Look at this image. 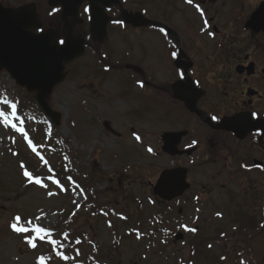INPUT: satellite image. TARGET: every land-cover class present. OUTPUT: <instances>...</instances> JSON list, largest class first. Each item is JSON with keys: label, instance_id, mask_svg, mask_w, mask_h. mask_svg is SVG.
I'll return each instance as SVG.
<instances>
[{"label": "flooded vegetation", "instance_id": "1", "mask_svg": "<svg viewBox=\"0 0 264 264\" xmlns=\"http://www.w3.org/2000/svg\"><path fill=\"white\" fill-rule=\"evenodd\" d=\"M168 1L0 0V5L27 14L31 35L79 49L73 62L91 57L94 80L110 85L109 102L130 107L122 123L135 140L141 143L146 135L129 120L154 117L155 155L170 163L158 177L181 170L188 185L162 207L176 208L179 216L189 205L198 222L204 197L219 191L227 203H240L233 215L237 235L255 228L256 207L264 229V0H170V7ZM104 122L107 133L121 137Z\"/></svg>", "mask_w": 264, "mask_h": 264}, {"label": "rangeland", "instance_id": "2", "mask_svg": "<svg viewBox=\"0 0 264 264\" xmlns=\"http://www.w3.org/2000/svg\"><path fill=\"white\" fill-rule=\"evenodd\" d=\"M95 67L89 56L65 67V81L47 99L57 126L43 115L34 94L0 71V98L17 105L13 117V110L0 104L15 125L0 123V264H39V258L43 264H264L258 207L252 210L255 228L247 227L241 236L233 217L240 203H227L219 191L204 197L198 222L191 219L189 205L179 216L176 208L156 206L149 183L170 164L155 155L157 134L150 129L156 121L150 116L147 121L130 119V127L146 135L141 143L135 140L122 123L130 107L109 102L110 85L97 84ZM104 121L121 137L107 133ZM95 207L102 209L100 214ZM17 216V227L28 232L13 231ZM33 225L47 234L31 232ZM220 230L227 233L224 238L217 234ZM64 231L67 253L60 247ZM178 233L182 240L174 243ZM246 249L259 258L256 263L244 254Z\"/></svg>", "mask_w": 264, "mask_h": 264}, {"label": "water", "instance_id": "3", "mask_svg": "<svg viewBox=\"0 0 264 264\" xmlns=\"http://www.w3.org/2000/svg\"><path fill=\"white\" fill-rule=\"evenodd\" d=\"M24 17L22 11L0 6V71H5L18 87L34 93L39 108L58 125V116L51 113L46 101L53 88L64 81V64L79 57L81 51L70 43L62 47L51 44L46 35H31ZM186 188L179 171H167L160 176L153 194L170 201Z\"/></svg>", "mask_w": 264, "mask_h": 264}, {"label": "snow or ice", "instance_id": "4", "mask_svg": "<svg viewBox=\"0 0 264 264\" xmlns=\"http://www.w3.org/2000/svg\"><path fill=\"white\" fill-rule=\"evenodd\" d=\"M189 3L192 2V0H188ZM0 104H4V105H8L13 111H12V115L13 117L15 116V110H16V107L17 105L15 103H10L6 97L4 98H0ZM213 119H215V117H213ZM0 123H3L5 126H11V127H15V125H10L9 123V118H8V115L4 112V111H0ZM151 151V150H149ZM15 154V153H14ZM25 166L23 164H21V168H24ZM24 175L25 177L29 180V181H32L33 180V177H32V174L25 171L24 172ZM36 184H40V180H35L34 181ZM58 184V182H56ZM41 186H44V185H41ZM59 186V184H58ZM51 195V193H49ZM21 217L17 216L14 218V222L10 225L13 229V231L17 232V233H24V232H28L29 229L27 228H23V227H17V223L20 221ZM39 219V217L37 218ZM28 223H31L30 221ZM31 232H34V233H38L40 234L41 236L42 235H46L47 234V230L44 229V228H41L39 226H35L33 225L30 229ZM31 247H35V244H33L32 240L31 239H28L26 241ZM78 242V241H77ZM49 243H54L53 241H49ZM63 259H68L66 256L62 257Z\"/></svg>", "mask_w": 264, "mask_h": 264}, {"label": "trees", "instance_id": "5", "mask_svg": "<svg viewBox=\"0 0 264 264\" xmlns=\"http://www.w3.org/2000/svg\"><path fill=\"white\" fill-rule=\"evenodd\" d=\"M71 180H74L73 178H71ZM76 183V182H75ZM94 211H96L97 212V214H100V212L102 211V209L101 208H94L93 209ZM60 227H65V225L63 224L62 226L61 225H59ZM66 231V230H65ZM65 231L59 236V238L61 239V243H60V247L62 248V251H64V253H67V252H69V250H68V247H66V245L65 244H63V242L64 243H66V244H68L69 243V241L66 239V236H67V233H65ZM133 233V232H132ZM64 247V248H63ZM66 248V249H65ZM78 264V263H77Z\"/></svg>", "mask_w": 264, "mask_h": 264}]
</instances>
